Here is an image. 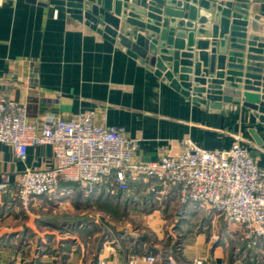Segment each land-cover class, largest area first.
I'll use <instances>...</instances> for the list:
<instances>
[{
    "label": "crops",
    "instance_id": "crops-1",
    "mask_svg": "<svg viewBox=\"0 0 264 264\" xmlns=\"http://www.w3.org/2000/svg\"><path fill=\"white\" fill-rule=\"evenodd\" d=\"M0 94L25 104L28 118L37 123L52 115L75 120L93 111L96 123L123 127L137 140L134 161L179 153L186 139L205 149L226 148L240 139L264 165V123L251 109L224 103L216 110L195 103L138 58L46 2L0 0ZM54 164L50 145L29 147L21 160L10 144L0 143V182L10 180L0 190V264H148L147 254L157 256L156 264H195L196 259L202 264H264V239L249 246L238 226L198 203L181 202L175 186L143 176L131 180L129 192L108 182L90 190L62 182L56 197L36 199L29 209L23 208L16 193L21 173ZM41 200L67 204L79 213L86 205L91 211L81 213L94 219L55 223L43 216ZM99 203L118 204L125 213L136 209L141 213L137 226L153 229L155 236L136 228L133 218L118 222L111 213L102 214ZM102 218L107 223L102 236L95 231L86 240L67 236L70 231L58 232L76 223L100 226ZM191 222L195 225L188 229ZM49 226L57 231L54 237L61 246L72 247L61 253L40 252L39 247L47 246L43 236L53 233ZM163 228L174 237L167 240ZM181 229L185 231L180 235ZM32 234L30 251L24 244ZM9 242L17 247L10 249Z\"/></svg>",
    "mask_w": 264,
    "mask_h": 264
},
{
    "label": "built area",
    "instance_id": "built-area-1",
    "mask_svg": "<svg viewBox=\"0 0 264 264\" xmlns=\"http://www.w3.org/2000/svg\"><path fill=\"white\" fill-rule=\"evenodd\" d=\"M0 143L10 144L21 160L31 146L52 147L54 166L26 169L20 175L16 193L25 209L36 199L56 197L62 182L87 190L108 182L129 192L131 180L143 176L175 186L181 202L198 203L238 226L249 246H258L264 239V165L240 139L216 149L186 139L179 153L138 162L133 160L137 140L129 138L123 127L96 123L93 111L75 120L52 115L37 123L28 118L25 104L0 94ZM9 181L0 182V190ZM145 261L156 264L157 256L147 254ZM202 263V259L195 261Z\"/></svg>",
    "mask_w": 264,
    "mask_h": 264
},
{
    "label": "water",
    "instance_id": "water-1",
    "mask_svg": "<svg viewBox=\"0 0 264 264\" xmlns=\"http://www.w3.org/2000/svg\"><path fill=\"white\" fill-rule=\"evenodd\" d=\"M27 1L66 11L195 103L264 123V0Z\"/></svg>",
    "mask_w": 264,
    "mask_h": 264
},
{
    "label": "rangeland",
    "instance_id": "rangeland-1",
    "mask_svg": "<svg viewBox=\"0 0 264 264\" xmlns=\"http://www.w3.org/2000/svg\"><path fill=\"white\" fill-rule=\"evenodd\" d=\"M44 201V202H42ZM41 203H42V206L45 208L46 212L45 214H43V216L46 217V219L48 220H53L55 223H59L60 220L62 219H69L68 221L71 222L70 220L71 219H75V218H85L84 220H88V218H90L91 220L94 219L92 216H89V214H83L81 213L82 211H91L89 209L88 206L84 205L82 206L81 208V212L79 213V211H76V212H72L71 210H69V207L66 205H52L50 203H46L45 200H41ZM98 205V209L102 211V214H105V213H111V215L114 216V219L118 222H120L121 220H123L125 217H128V218H133V221H134V225L136 228H139V229H143L145 231V233L147 235H152L155 236L154 234V230L151 229V228H147V227H142V226H137V224H140V220H141V213L139 211H137L136 209H132V211H128L127 213H125V211L123 212L122 210V206H119L118 204H114V203H105V204H102V203H99V204H96ZM97 208V207H96ZM89 213V212H88ZM106 221L104 218H102V221L100 222V226H96L93 224H89V223H82V224H78L76 223L75 225L72 224V225H69V226H62V230L58 231L60 234H65V232H68L66 235L67 236H79V237H82V238H85L86 240L88 239H91L93 238V234L95 231H101V236L104 235V232L107 230L106 228ZM194 222H191V223H188V229H192L193 227ZM50 227V230L54 229L52 226H49ZM65 227V228H64ZM106 228V229H105ZM187 229V230H188ZM163 230L165 231V237H167V240H169L170 238H173L174 237V234L173 232L170 233L171 236H168L167 235V230L165 228H163ZM53 233H51L50 235H44L43 238L41 239V242L42 243H45L47 246L46 247H42L40 248L39 247V251L42 252V249L46 250L47 252L50 251V252H53V253H61V252H64L66 250H68L69 248L72 247V244H69V245H65V246H61L60 242L56 239V237H54V235H57V231L55 230H52ZM63 231V232H62ZM185 230L184 229H181L179 230V233L181 235V233H183ZM33 235H29L28 238H26L27 242L24 244L25 247H27V249H29L30 251L33 249L32 245L35 244V237L33 238ZM179 236V234H176ZM28 241H32L33 244H29ZM31 246V247H30ZM7 247H11L10 249H14L17 247V245L13 242H9L7 244ZM69 247V248H68ZM33 261L30 260V263H32Z\"/></svg>",
    "mask_w": 264,
    "mask_h": 264
}]
</instances>
